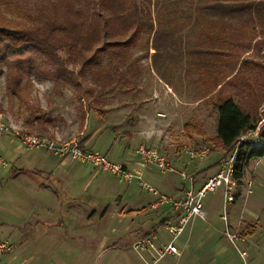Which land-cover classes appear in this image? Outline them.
Returning a JSON list of instances; mask_svg holds the SVG:
<instances>
[{
    "label": "rangeland",
    "instance_id": "rangeland-1",
    "mask_svg": "<svg viewBox=\"0 0 264 264\" xmlns=\"http://www.w3.org/2000/svg\"><path fill=\"white\" fill-rule=\"evenodd\" d=\"M13 1L18 5L34 2ZM13 1L0 0V12L19 21L18 11L9 12L3 4ZM223 1L231 3V0H155L152 10L159 30L143 35L122 60L113 59V63L102 68L103 73L111 76L110 82L104 84L102 79L94 82L86 68L81 77L80 102L70 84L45 79L34 70L23 71L17 59L11 68L1 62L0 120L23 134L48 140L80 139L86 147L106 153L112 161H124L131 169L141 163L136 153L140 145L154 148L176 171L160 173L151 164L142 168L143 180L158 193L180 196L176 191L186 181L178 171L193 173L196 182H200L212 170L214 173L219 160L230 153L221 150L208 153L203 159L190 160L187 152L203 146L209 149L211 143H216L217 100L230 95L258 119L256 130L244 133L246 138L242 142L250 141L247 147L259 143L264 128V0H242L252 5L246 13L235 17L220 16L219 7L207 8ZM106 60L102 58L101 63ZM68 67L73 66L69 63ZM78 67L73 68L78 72ZM80 103L85 113L83 121ZM188 119H195L206 134L187 137L182 125ZM0 152L7 165L12 163L15 167H34L35 159L42 157L55 164L60 158L45 147L24 148L21 139L12 132L2 135ZM176 158L179 160L175 161ZM135 162L136 167L132 166ZM4 169L0 165V174ZM86 173L88 177L98 175L103 189L98 191L91 185L82 193L84 197L75 199L74 203L86 208V214L65 215L68 229L64 231L75 237L84 234L89 240L80 248L98 254L100 264H151L155 252L143 239L156 235L153 242L158 248L160 240L170 237L161 222L171 213L170 205L152 207L156 197L135 180L126 183L92 166ZM4 184L7 192L31 188L25 177L9 179ZM74 188L78 193L81 190L77 184ZM218 191L222 193L217 188L207 191L202 198L210 212L217 207L213 220L208 219L209 215L204 219L193 218L175 241L179 254L166 255L159 264H264V156L250 159L242 178L234 185L230 205H242L243 212L237 210L229 216L227 206L224 220L222 202L218 205L215 196ZM66 194L71 195L69 192L58 195ZM90 195L96 200H89ZM247 195L254 200L253 204L245 201ZM42 201L44 209L54 207V216L59 215L52 196L45 193ZM26 204L21 203L23 207ZM93 209L98 212L104 209L99 223H89L88 214ZM252 211L258 217L256 230L251 224L254 220L249 218ZM84 222L86 227L74 229ZM57 228L62 230L59 225ZM90 239L94 243L91 246ZM60 255L56 254L52 263L81 264L76 254L70 255L68 262H58Z\"/></svg>",
    "mask_w": 264,
    "mask_h": 264
},
{
    "label": "trees",
    "instance_id": "trees-1",
    "mask_svg": "<svg viewBox=\"0 0 264 264\" xmlns=\"http://www.w3.org/2000/svg\"><path fill=\"white\" fill-rule=\"evenodd\" d=\"M3 4L9 12L17 10L21 20L13 21L0 12V63L11 68L17 59L23 71L34 70L45 79L68 83L76 89L79 102L83 98L81 77L86 68L94 82H110L111 76L102 68L113 63V59L122 60L143 35L159 30L152 10L155 0H34L30 5ZM251 5L231 0L207 8L219 7L220 16L235 17L246 13ZM104 57L107 60L101 63ZM69 63L79 66V71L69 68ZM79 109L83 121L81 103ZM215 111L216 143L209 146L210 154L230 152L241 135L257 127L258 119L230 95L217 100ZM183 132L187 137L206 134L193 121L183 124ZM260 135L261 140L253 147H247L250 141L239 144L233 172L236 181L242 178L250 159L264 156V128ZM168 217L169 214L161 222Z\"/></svg>",
    "mask_w": 264,
    "mask_h": 264
},
{
    "label": "crops",
    "instance_id": "crops-1",
    "mask_svg": "<svg viewBox=\"0 0 264 264\" xmlns=\"http://www.w3.org/2000/svg\"><path fill=\"white\" fill-rule=\"evenodd\" d=\"M187 121L195 122L197 126L206 133L195 119H188ZM18 145L15 146L14 149L18 148ZM51 152L53 153L52 150ZM54 155L57 156L56 154ZM174 160L178 161L179 159L176 158ZM35 162L34 167H15L12 163L7 165L6 160L3 164L5 169L0 174V242L5 241L9 248L3 251L1 255L2 261L16 264H58L52 263V259L56 254H61V259L59 258L58 262L62 261V263L63 261L68 262L70 260V255L76 254V260L81 262V264H100V257L98 254L89 253L80 248V246H86L87 240H89L84 234H78L77 237H75L64 231L68 229V224L65 223L64 217L65 215L72 216V214L74 215L75 213L86 214V208H83L80 204L74 203V201H76L75 199L77 198L79 199L82 195L84 197L82 193H85L91 185H94L95 189H98V191H102L103 182L101 178L96 174L88 177L86 173L87 168L91 166L68 157L58 158L55 164H51L48 162V158L44 157H42V159H35ZM121 162L125 163L124 161ZM136 165L137 162L133 163L132 166L136 167ZM8 166L9 168H7ZM54 167L64 172L62 174L56 173L57 170L55 171ZM49 168L52 170H49ZM195 168L198 170L197 166ZM81 170L83 173H81ZM211 174H213V170L212 173L207 175L210 176ZM20 177H25L31 188L23 192L15 190L7 192V189L4 188V183L9 179L17 180ZM251 177L254 178V176H249V178ZM200 182H195V185L198 186ZM75 184L81 189L79 193L78 190L74 188ZM187 186L188 184L186 183L185 186L179 189L180 192L175 188V191L177 190L176 193L178 192V194L181 195ZM61 192H69L71 195H58ZM45 193L52 196L57 202L59 215L56 217L54 216V207H48L47 209L43 207L44 201L42 200ZM91 196L92 195L88 196V199H93L95 201L96 198ZM215 196L218 200V205H220L222 202L221 191H218ZM246 200L248 203H251V201L254 202L248 195L245 201ZM23 201L28 203L24 207L21 205ZM255 204L257 203L255 202ZM108 205L109 203L104 209ZM242 207V205L235 207V203L229 204V216L237 210L243 212ZM203 208L206 216L209 215L208 219L213 220L212 217L217 207L215 206L210 212L209 208L204 207L203 203ZM104 209L101 212H98L97 209H93L90 214H88L89 217L91 216L89 223H99L100 218H102L100 215ZM249 216L250 219L254 220V223H249L254 224V230H256L258 217L253 211ZM85 224L87 223L84 222L82 226L78 225L74 229L86 227ZM58 225L62 230L57 228ZM214 242L218 243L216 241ZM93 244L94 243L90 239V246Z\"/></svg>",
    "mask_w": 264,
    "mask_h": 264
},
{
    "label": "built area",
    "instance_id": "built-area-1",
    "mask_svg": "<svg viewBox=\"0 0 264 264\" xmlns=\"http://www.w3.org/2000/svg\"><path fill=\"white\" fill-rule=\"evenodd\" d=\"M255 130L256 129L252 131ZM9 132L18 136L26 149L32 147H45L52 150L53 153L59 157H68L89 164L96 169L113 174L119 180L126 183L135 180L142 188L146 189L156 197L151 203V206L154 208L159 207L164 203H168L172 210L168 219L164 222V227L170 234V237L167 240H160V246L158 248L155 247L153 242V239H157L156 235H152L151 238L148 237L143 239L154 249L155 252L151 264H159L161 258L166 255L179 254V247L175 243L178 236L185 230L193 218L198 217L204 219L206 216L202 198L207 191H215L217 188H221L223 207L222 218L226 220L227 206L234 200L233 188L237 182L233 177L236 152L239 144L246 138L244 134L241 135L230 153L219 160L216 171L202 180L198 186L195 185L196 179L193 173L178 171V175L181 179L186 181L188 186L185 187L184 192L180 196L174 198L158 193L155 188L143 180L142 168H146L151 164H154L160 173L176 171L170 165V162H168L165 157L162 154H159L154 148L140 145L137 148L136 153L141 163H139V166L136 169H131L126 163L110 160L106 153L86 147L80 139H71L63 142L48 140L35 135L23 134L18 129L7 125L0 120V138L3 134ZM187 152L190 160H193L194 158L203 159L208 154L209 149L203 146L199 149H187ZM4 163L5 160L0 152V165H3ZM8 248L9 246L5 241L0 242V264H16L2 261L1 255L3 251Z\"/></svg>",
    "mask_w": 264,
    "mask_h": 264
}]
</instances>
